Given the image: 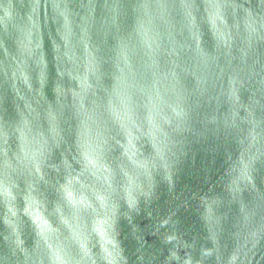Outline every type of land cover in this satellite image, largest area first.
<instances>
[{
    "label": "clouds",
    "instance_id": "9594fccd",
    "mask_svg": "<svg viewBox=\"0 0 264 264\" xmlns=\"http://www.w3.org/2000/svg\"><path fill=\"white\" fill-rule=\"evenodd\" d=\"M0 264H264V0H0Z\"/></svg>",
    "mask_w": 264,
    "mask_h": 264
},
{
    "label": "water",
    "instance_id": "95a60500",
    "mask_svg": "<svg viewBox=\"0 0 264 264\" xmlns=\"http://www.w3.org/2000/svg\"><path fill=\"white\" fill-rule=\"evenodd\" d=\"M197 166L199 167V161H198V165Z\"/></svg>",
    "mask_w": 264,
    "mask_h": 264
}]
</instances>
